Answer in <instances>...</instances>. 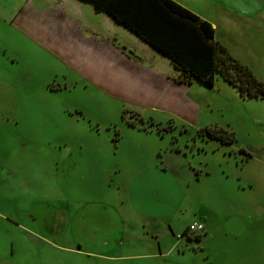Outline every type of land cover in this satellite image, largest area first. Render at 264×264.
I'll return each instance as SVG.
<instances>
[{"label":"rangeland","instance_id":"1","mask_svg":"<svg viewBox=\"0 0 264 264\" xmlns=\"http://www.w3.org/2000/svg\"><path fill=\"white\" fill-rule=\"evenodd\" d=\"M16 3L0 0V264H264V99L161 76L148 49L139 73L105 54L82 69ZM201 3L179 5L264 84V0L230 21ZM215 127L233 142L199 132Z\"/></svg>","mask_w":264,"mask_h":264},{"label":"trees","instance_id":"2","mask_svg":"<svg viewBox=\"0 0 264 264\" xmlns=\"http://www.w3.org/2000/svg\"><path fill=\"white\" fill-rule=\"evenodd\" d=\"M84 1L93 5L96 11L109 14L168 57L179 71L180 83L191 84L197 80L213 87L216 76H219L241 98L264 99V84L215 39L212 24L172 0ZM199 132L208 133L222 143L233 142L232 134L223 129L205 128ZM187 230L184 235L192 238ZM193 237L200 240V234Z\"/></svg>","mask_w":264,"mask_h":264},{"label":"crops","instance_id":"3","mask_svg":"<svg viewBox=\"0 0 264 264\" xmlns=\"http://www.w3.org/2000/svg\"><path fill=\"white\" fill-rule=\"evenodd\" d=\"M175 1L190 9L187 3L191 0ZM201 1L204 5L213 6L218 12L220 11L219 13L227 15L229 21L236 20L237 9H243L244 6V0ZM16 2L20 3H16V5L27 7L28 18L26 21L29 22L28 24L31 26L29 29L35 32L39 42H49V47H53V49L57 47L55 43H61L59 49L55 50L56 56L59 58L70 60L76 66L88 70V66H93L90 58L94 62V59L105 54V57L110 59L101 63V69L105 64L110 67L117 65L127 67L133 70V73H139L146 70V67L144 61L141 62V57L136 53V50L142 54L146 52L145 49H148V54H150L148 58L152 57L155 60V71L165 65L167 66L165 70L162 68L159 70L161 76L163 74L171 75L175 81L180 83L178 81L179 71L175 69L168 57L123 24L117 22L112 16L106 12L96 11L93 5L84 0H16ZM10 15H12V10L8 13V16ZM17 17L16 15L13 19L16 21ZM212 26L215 28V39L220 42L216 34L217 26L213 23ZM171 72H174V75L170 74ZM226 84L234 89L228 83ZM2 175L8 178L11 176L7 172H3ZM119 233L121 231L118 229L111 231L110 234H115L112 239L110 237L101 239L100 235L96 236L97 243L94 246L97 245V247L94 249L103 252L116 248L122 239V235ZM82 249L83 246L80 245L76 250L83 251Z\"/></svg>","mask_w":264,"mask_h":264},{"label":"built area","instance_id":"4","mask_svg":"<svg viewBox=\"0 0 264 264\" xmlns=\"http://www.w3.org/2000/svg\"><path fill=\"white\" fill-rule=\"evenodd\" d=\"M202 232H204V226L203 224L197 222H194L191 225H189V228L187 230V234L190 236H194Z\"/></svg>","mask_w":264,"mask_h":264}]
</instances>
